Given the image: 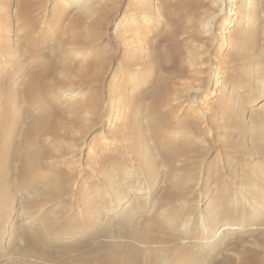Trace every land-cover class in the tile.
<instances>
[{
  "label": "rangeland",
  "instance_id": "obj_1",
  "mask_svg": "<svg viewBox=\"0 0 264 264\" xmlns=\"http://www.w3.org/2000/svg\"><path fill=\"white\" fill-rule=\"evenodd\" d=\"M69 1L0 0V189L10 192L0 191V219L15 244L18 231L66 217L72 231L51 236L50 252L84 243L45 264L102 244L120 247L122 262L134 247L138 264H264V0H242L254 17L235 41L242 26L222 29L239 11L231 0L189 10L175 8L183 0H93L90 13ZM149 63L157 70L144 80ZM11 240L0 238L4 263Z\"/></svg>",
  "mask_w": 264,
  "mask_h": 264
},
{
  "label": "bare ground",
  "instance_id": "obj_2",
  "mask_svg": "<svg viewBox=\"0 0 264 264\" xmlns=\"http://www.w3.org/2000/svg\"><path fill=\"white\" fill-rule=\"evenodd\" d=\"M71 1V3L72 4H79V6L83 9V10H85L86 12H89L90 13V10H91V6H93V4H91V2H93V0H70ZM69 1V2H70ZM151 2L150 0H143V2ZM232 1V3H239V5H238V7L237 8H239V11H238V14L236 13V17L234 18V19H232V20H230V21H223V23H222V26H224L222 29H230V27H235V26H242V27H240L239 28V30H234L233 31V36H232V40L233 41H235V40H240L241 38H242V36H244V35H247L248 33V28H249V26L248 25H250V23H251V20L253 19V17H254V14H253V10H252V6H251V4H249V3H247V4H245L242 0H231ZM245 1H248V0H245ZM251 1V0H250ZM194 0H183V1H181V2H179L177 5H176V7L175 8H183V7H185V9H190V8H194ZM241 2V3H240ZM142 3V2H141ZM150 4H152V3H150ZM76 6V5H75ZM147 6V5H146ZM163 6H165L166 7V9H168L170 6H171V3L169 2V1H165L164 2V5ZM236 7V6H235ZM145 8V7H144ZM1 10V9H0ZM25 10L26 9H24L23 11H22V13L21 14H23L22 16L25 18V19H29V17L28 16H26L25 14H24V12H25ZM232 10V9H231ZM93 11V10H92ZM2 12V11H1ZM4 12V13H3ZM2 12V15H4V17H5V11H3ZM145 14V13H144ZM229 14V13H228ZM0 15H1V13H0ZM146 15V14H145ZM144 15V16H145ZM176 17V16H175ZM2 18V17H1ZM114 18H116L115 16H114ZM144 18V17H143ZM80 19V18H79ZM113 19V18H112ZM155 19H156V16L154 15V16H151V17H149V18H146V19H144V21H142V25H141V29L142 30H145V29H149V27L151 28V26H153V25H155L157 22L155 21ZM248 19V20H247ZM5 22H7V21H5ZM79 22V21H78ZM244 22H247L246 24H243ZM7 24H8V22H7ZM0 25H1V21H0ZM1 26H3V25H1ZM244 26H247V28H244ZM119 27V24H118V22L114 25V29H117ZM16 31V30H15ZM238 31H239V33H238ZM132 33V32H131ZM16 34H17V32H16ZM227 34V33H226ZM14 35V34H13ZM133 35V34H132ZM249 35V34H248ZM136 37V35L134 34V36L132 37V38H128L124 43H129V42H131L132 40H134V38ZM143 38V37H142ZM217 38H218V35H217ZM219 38H220V40H221V42L219 43V45H220V47H223L225 44H224V42L226 41L225 40V34H222V32H220L219 33ZM73 40V39H72ZM228 40V39H227ZM18 42V41H17ZM32 38H28V42H27V46L26 47H30L31 46V44H32ZM80 42V41H79ZM133 42V41H132ZM131 42V43H132ZM123 43V44H124ZM237 43V42H236ZM229 45V44H228ZM25 47V46H24ZM146 48V47H145ZM224 48V47H223ZM19 50V49H18ZM23 50H24V48H23ZM147 50H149V48L147 49ZM153 50V49H152ZM73 52V51H72ZM155 52L156 53H154V54H152L151 55V58H154V56L156 55H158V52L155 50ZM20 55V54H19ZM240 55V54H239ZM16 56V55H15ZM159 57V55L155 58V59H157ZM11 58V57H10ZM215 58V57H214ZM13 59V58H12ZM152 60H154V59H151L150 60V62H152ZM153 62H158V60H155V61H153ZM150 64V66H147V67H144L145 68V70L147 71V70H149L152 66H154L153 64L154 63H149ZM161 65V64H160ZM56 66V65H55ZM211 66V65H210ZM155 68L154 69H151L152 71H150V72H146L145 71V74H143L144 75V80H146V78L148 79L149 77H148V75L150 76H152V74H153V72H155L156 70H157V65H155L154 66ZM214 68V67H213ZM162 69H164V68H162ZM52 72V68L50 67L49 69H46V70H43L42 72H39V73H36V74H34L33 75V81H35V82H37V81H41V79L46 75V74H50ZM32 80V79H31ZM40 83H42V82H39V84ZM225 84V83H224ZM38 85V84H37ZM38 87V86H37ZM2 88V87H1ZM35 89H37L36 88V86H35V84L34 85H30L28 88H27V90H26V95L27 96H29L28 98H30V100L32 101V100H34V92H35ZM36 91H38V90H36ZM37 93V92H36ZM40 93V92H39ZM48 93V92H47ZM46 93V94H47ZM192 93H195V92H192ZM38 94V93H37ZM37 96H39V95H37ZM40 96H42V95H40ZM39 96V97H40ZM37 98V97H36ZM36 98H35V100H36ZM136 99L137 98H133V100L134 101H136ZM235 100V99H234ZM42 101V100H41ZM34 103V102H33ZM135 103H138V102H135ZM134 104V103H133ZM112 110V109H111ZM126 109L124 110V113L122 114V117H121V121H124V118H125V115H126ZM156 112V111H155ZM116 113V112H115ZM152 114H154V113H152ZM157 114V113H156ZM155 115V114H154ZM158 115V114H157ZM159 116V115H158ZM149 118V117H148ZM158 118V117H157ZM150 119H151V124L150 125H152L153 126V128H154V130L156 131V130H159V123H157V122H159V121H155V119L151 116L150 117ZM157 120V119H156ZM159 120V119H158ZM37 124H39V122L37 121ZM37 124H36V126H37ZM139 126L141 127V124H139ZM32 130H33V132H34V130H36V128L33 126L32 127ZM262 131V130H261ZM33 132H32V134H31V137H30V135L28 134H26V137H25V140H26V149L28 150V148H29V151H27V154L28 153H31V151H30V146H31V142L32 141H30V139L31 138H33ZM35 133V132H34ZM255 133L256 134H258L259 133V129H256L255 130ZM262 136V138H263V141H264V137H263V135H261ZM136 152V151H135ZM134 152V153H135ZM142 152V151H141ZM140 152V153H141ZM33 153V152H32ZM138 153H139V151H138ZM35 154V153H34ZM145 154V153H144ZM136 154H134V156H135ZM143 155V154H142ZM29 156L30 155H26L25 156V160H24V165H23V168L24 167H26V168H28V167H30V159H28L29 158ZM137 156H139V155H137ZM137 156H136V158H137ZM135 158V157H134ZM36 159V157L34 158V160ZM137 160H139V159H137ZM35 162V161H34ZM36 163V162H35ZM31 164H32V162H31ZM177 176V175H176ZM175 176V177H176ZM178 177V176H177ZM115 180V179H114ZM116 182V181H115ZM113 183V182H112ZM115 184V183H114ZM1 186V185H0ZM1 188V187H0ZM60 189V188H59ZM0 191L2 192L3 190H1L0 189ZM27 191H29L28 193H34V191L32 190V189H27ZM253 191H255L254 189H253ZM256 191H257V189H256ZM256 191L254 192V193H256ZM7 192H9V191H7ZM60 192H62V191H60ZM63 194H65V192H62ZM69 193H71V192H69ZM172 192H169V195H172V194H174V193H172ZM252 193V192H251ZM253 193V194H254ZM3 192H2V195H1V197L3 196ZM8 193H6V196H7V200H9L10 198H8V195L10 194V192H9V194L7 195ZM30 194V195H31ZM34 195H35V193H34ZM33 195V196H34ZM37 195V194H36ZM178 195V194H177ZM251 195V194H250ZM6 196H3L4 198L6 197ZM10 196V195H9ZM60 196V195H59ZM254 196H255V194H254ZM263 196V195H262ZM12 197V196H11ZM35 197V196H34ZM40 197V196H39ZM54 197V196H53ZM57 197V196H56ZM55 197V198H56ZM66 197V196H65ZM252 197V196H251ZM4 198H0V206L2 207V209H5V211L7 210V208H5L3 205L4 204H8V202L6 201L5 202V199ZM14 198V197H13ZM63 198H64V196H63ZM62 198V199H63ZM166 199H167V197H165ZM4 199V200H3ZM38 199V198H37ZM36 199V200H37ZM59 199H60V197H59ZM58 199V200H59ZM61 199V200H62ZM263 199V198H262ZM27 200H33L34 201V199H27ZM66 200V199H65ZM73 200V199H72ZM119 200H120V197H118V195L117 196H115V199H114V201L116 202V204H113L112 206H111V208L113 207V209L112 210H119V206H123V202L122 203H118L119 202ZM11 201H12V199H11ZM43 201H44V199H43ZM53 201V200H52ZM172 201V200H171ZM5 202V203H4ZM30 202V201H29ZM35 202V201H34ZM55 202V201H54ZM174 202V201H173ZM9 203H10V201H9ZM13 203V202H12ZM25 204L27 203V202H24ZM31 203H32V201H31ZM45 203H46V201H45ZM53 203V202H52ZM68 203V202H67ZM24 204V205H25ZM28 204H30V203H28ZM28 204H26V207H25V210L23 211V212H25V213H27L28 212V210L27 209H29V206H27ZM125 204V203H124ZM9 205V204H8ZM33 205V204H32ZM43 205L45 206V204L43 203ZM47 205V204H46ZM38 206V205H37ZM31 207H34V206H31ZM31 207H30V209H31ZM36 207V206H35ZM39 207V206H38ZM68 207V206H67ZM257 207H259V204H258V202H257ZM11 208V207H10ZM9 208V209H10ZM23 209V208H22ZM40 210V209H39ZM30 211V210H29ZM41 211V210H40ZM64 211L65 212H67L65 209H64ZM71 211V210H70ZM69 211V212H70ZM39 212V211H38ZM87 212V211H86ZM94 212H96V211H94ZM30 213V212H29ZM40 213V212H39ZM71 213V212H70ZM1 214H2V211H1ZM31 214V213H30ZM60 214V213H59ZM68 214V213H67ZM56 215V214H55ZM29 216V215H28ZM174 215H172V216H169V217H167V218H165V219H163V220H160V221H162L163 223H165V224H172V223H174L175 221H176V217H173ZM57 217H59V216H57ZM72 218V217H71ZM52 219V218H51ZM65 219V220H64ZM64 219H61V221H57L56 220V223L55 222H53L52 220H50L48 217L45 219L46 221H43L42 223L45 225V227H47L46 228V230H44L43 231V229L41 228V226L40 227H38L37 225L35 226V225H33L32 227H29V228H24V229H22V230H20V231H18L20 234H19V238H20V241H18V242H20L19 243V245L17 246L15 243V241H14V236L16 235V232H15V230H13L12 229V226L11 225H13V223H11V225L9 224V225H7V223L6 222H4L3 220H1L0 219V238H2L4 241H3V246L5 245V244H7V241H8V239H12L11 240V246H10V248L9 249H6L5 248V251H7L8 252V254L7 255H10L11 254V252H12V254H11V257H10V259H9V261L7 262V263H4L3 261H4V259H1L0 260V262H1V264H45L46 263V261H49L48 259H50V257H52L51 255H55L56 254V256L58 255L59 257H61V256H65V255H67L68 253H71V252H73V250H75L74 248H76L77 249V246L78 245H80L81 243H84V241L82 240V241H80V240H78L77 241V239H75V238H73V239H70L68 242H65V244L64 245H62V247H60V248H58V249H56V250H54V251H52V252H50V248L53 246V243H52V240H51V236H54V235H58V234H61V235H64L65 233H69L70 231H72V224L74 223L73 222V220H71V219H69V218H64ZM59 220V219H58ZM64 220V221H63ZM63 221V222H62ZM161 222V223H162ZM6 224V225H5ZM42 225V224H41ZM43 226V225H42ZM226 227H228V226H223L222 228H221V230H226L227 228ZM230 228V227H229ZM26 229V230H25ZM17 231V230H16ZM2 233V234H1ZM133 236V235H132ZM138 236V238H140L141 240H147V239H149V238H151V237H147L146 235L145 236H141V237H139V235H137ZM136 236V237H137ZM6 237H8L7 239H6ZM80 241V242H79ZM10 241H8V243H9ZM22 242H25V246L24 247H22V246H20L21 245V243ZM86 243V242H85ZM87 244V243H86ZM85 244V245H86ZM74 246H76V247H74ZM45 247L47 248L46 250H45ZM120 247H117L116 245H113V244H107V245H100L99 247H95V249H93V251H91L90 253H79V254H76L75 256H73V258H71V259H69L68 261H66V260H63V261H61L59 264H84V262H90L92 259H94V264H106V262H109L110 264H138V260H139V254H137V253H135L136 252V249L134 248V247H132L133 248V250H131L130 251V253H129V258L128 259H126L127 261H124V262H122V260H120L118 257H116L114 254L115 253H118V249H119ZM90 250H91V248H90ZM3 253V252H2ZM200 255H201V253H200ZM199 255V256H200ZM250 256H253V255H250ZM257 256V255H256ZM259 256H261V255H259ZM1 257H3V255L1 256ZM203 258V257H202ZM260 258V257H259ZM258 258V259H259ZM263 258V257H262ZM204 259V258H203ZM251 259V258H250ZM257 259V258H256ZM197 260H199V259H197ZM260 260V259H259ZM258 260V261H259ZM200 261H202L203 262V260H201L200 259ZM205 261V260H204ZM253 261H254V258H253ZM256 261V260H255ZM260 261H262V259L260 260ZM260 261H259V263L258 264H260ZM202 262H199V263H201V264H205V263H202ZM251 263V262H250ZM257 263V262H256ZM261 263H263V262H261ZM225 264H231V263H229V261L228 262H225Z\"/></svg>",
  "mask_w": 264,
  "mask_h": 264
}]
</instances>
